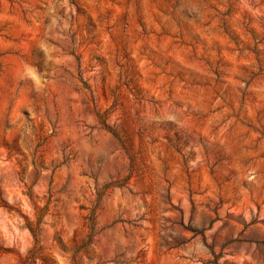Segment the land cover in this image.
Wrapping results in <instances>:
<instances>
[{
	"label": "rangeland",
	"instance_id": "rangeland-1",
	"mask_svg": "<svg viewBox=\"0 0 264 264\" xmlns=\"http://www.w3.org/2000/svg\"><path fill=\"white\" fill-rule=\"evenodd\" d=\"M0 264H264V0H0Z\"/></svg>",
	"mask_w": 264,
	"mask_h": 264
}]
</instances>
